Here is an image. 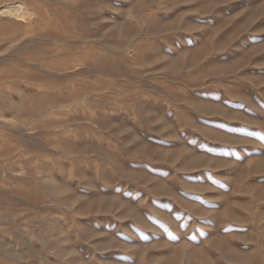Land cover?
<instances>
[{
    "label": "rangeland",
    "instance_id": "374dc122",
    "mask_svg": "<svg viewBox=\"0 0 264 264\" xmlns=\"http://www.w3.org/2000/svg\"><path fill=\"white\" fill-rule=\"evenodd\" d=\"M16 1L0 264H264V0Z\"/></svg>",
    "mask_w": 264,
    "mask_h": 264
},
{
    "label": "bare ground",
    "instance_id": "6f19581e",
    "mask_svg": "<svg viewBox=\"0 0 264 264\" xmlns=\"http://www.w3.org/2000/svg\"><path fill=\"white\" fill-rule=\"evenodd\" d=\"M35 15L36 13L24 2L16 1L13 3L5 2L0 4V17L10 19L16 23L31 24L35 20Z\"/></svg>",
    "mask_w": 264,
    "mask_h": 264
}]
</instances>
